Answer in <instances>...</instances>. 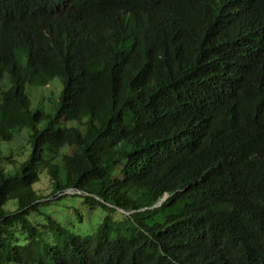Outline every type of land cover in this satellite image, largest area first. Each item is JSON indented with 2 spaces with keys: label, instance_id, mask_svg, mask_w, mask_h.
<instances>
[{
  "label": "trees",
  "instance_id": "trees-1",
  "mask_svg": "<svg viewBox=\"0 0 264 264\" xmlns=\"http://www.w3.org/2000/svg\"><path fill=\"white\" fill-rule=\"evenodd\" d=\"M22 128L0 264H264V0H0V138ZM69 189L128 223L30 219Z\"/></svg>",
  "mask_w": 264,
  "mask_h": 264
},
{
  "label": "rangeland",
  "instance_id": "rangeland-1",
  "mask_svg": "<svg viewBox=\"0 0 264 264\" xmlns=\"http://www.w3.org/2000/svg\"><path fill=\"white\" fill-rule=\"evenodd\" d=\"M62 88L61 82L58 76L50 79L48 84L42 86H35L32 84H26L25 91L30 99V104L32 108L41 107L47 113L54 112V106L59 99V92ZM43 123L40 124L43 125ZM66 125H78L76 122H65ZM83 127L82 125H78ZM28 130L22 128L20 131L15 132L11 140L5 141L0 138V157L5 163H1V168L9 173H16L19 164L22 160L26 158L29 151V144L27 141ZM67 151H70L67 149ZM7 158L14 159L7 160ZM34 188L37 193L46 196L49 194L51 189L50 179L47 177L44 171L39 173V180L34 184ZM93 189L95 187H89ZM83 194L76 190H66L64 194L66 196L55 199L54 196H50L52 199L49 204L40 205V212H34L31 214L30 219L33 222H43V214L48 213L58 222H60L64 227L70 229L73 233L77 234H87L96 231L97 226L103 222V218L110 214L112 217L113 224H127L128 220H124L121 216L123 212L119 209L114 208L112 211L105 210L100 207V205H89L83 202L82 195H70L73 193ZM60 195V194H59ZM63 196V195H61ZM6 208H14L13 201H8L5 204ZM45 222V221H44Z\"/></svg>",
  "mask_w": 264,
  "mask_h": 264
},
{
  "label": "bare ground",
  "instance_id": "bare-ground-1",
  "mask_svg": "<svg viewBox=\"0 0 264 264\" xmlns=\"http://www.w3.org/2000/svg\"><path fill=\"white\" fill-rule=\"evenodd\" d=\"M73 190V189H72ZM154 205V204H153Z\"/></svg>",
  "mask_w": 264,
  "mask_h": 264
},
{
  "label": "clouds",
  "instance_id": "clouds-1",
  "mask_svg": "<svg viewBox=\"0 0 264 264\" xmlns=\"http://www.w3.org/2000/svg\"><path fill=\"white\" fill-rule=\"evenodd\" d=\"M80 192V191H79Z\"/></svg>",
  "mask_w": 264,
  "mask_h": 264
}]
</instances>
